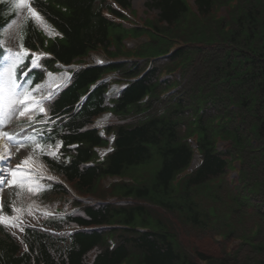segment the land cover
<instances>
[{
	"label": "trees",
	"instance_id": "trees-1",
	"mask_svg": "<svg viewBox=\"0 0 264 264\" xmlns=\"http://www.w3.org/2000/svg\"><path fill=\"white\" fill-rule=\"evenodd\" d=\"M115 1L131 7L130 0ZM26 2L0 0V74L10 60L6 28ZM32 2L62 36L47 45L33 19L21 23L15 52L49 54L24 77L32 89L46 70H56L55 63L70 64L100 47L110 53L113 42L120 51L121 38L142 32L115 21L122 14L106 0ZM147 5L159 11L148 23L154 28L151 43L138 52L157 57L149 73L121 98L106 102L101 87L76 110L78 95L106 72L84 68L49 105L53 124L44 127L41 139L57 151L46 161L81 196L94 199L72 198L63 186L51 184L44 199L65 200L77 209L47 224L79 231L55 237L26 230L25 252L5 234L0 264H264V0H195V10L187 0ZM104 8L116 18L105 17ZM145 65H112L107 72L129 77ZM145 95L147 103H140ZM105 109L114 113L106 133L114 132L115 139L113 150L100 156L97 148L109 140L92 126ZM189 137L202 159L179 181L194 152ZM236 162L238 176L229 178ZM108 174L139 182L113 187L109 202L100 182ZM130 196L135 202L124 203ZM115 224L127 228L85 230ZM215 235L223 240L214 241ZM231 237L242 243L226 250Z\"/></svg>",
	"mask_w": 264,
	"mask_h": 264
},
{
	"label": "rangeland",
	"instance_id": "rangeland-1",
	"mask_svg": "<svg viewBox=\"0 0 264 264\" xmlns=\"http://www.w3.org/2000/svg\"><path fill=\"white\" fill-rule=\"evenodd\" d=\"M152 0H130L131 3V10H135V14H131L130 12L126 11L125 13L129 16H132L130 19L134 20L135 24L140 25L145 21V19L157 18L159 11L157 10H147L146 4L147 2L150 3ZM130 10V11H131ZM33 16L31 10L29 11L28 8H23L22 10L18 11L17 17L11 22V24L7 27L5 36H4V43L9 48L10 51H15L19 47V35L21 30V23L28 17ZM37 24H41L44 31L51 35V31L43 24V20H36ZM131 23V21H130ZM130 23L126 21L124 25L126 27L131 26ZM128 35L135 34L129 33ZM145 38L134 40L135 42L143 41ZM132 41V40H131ZM130 42V40L125 41V44ZM50 42L47 40V45ZM52 78H50L51 80ZM103 120V118L101 119ZM39 122L36 121L32 115H25L24 117H18L11 119L7 126L5 127L4 131L13 134L14 136H18L26 142L23 144H8L7 140H2L6 145V148L9 149V154L5 157V160H0V175L3 176V183H0V205H2V212H0V216L3 217H11L12 220L6 223H0V237L5 238L4 229L9 232L16 240L21 241L22 239V230L23 228L27 227L29 224H34L35 226H43V218H55L61 216L60 213H56L57 211L61 212L63 207L56 208L55 204L58 203L60 206L59 199H52L49 203L41 204L37 198L33 196L26 200L27 196L30 195L29 192L25 189L22 191V183H20V174L17 173L15 177L11 175V171L14 170L13 166L17 163H22L25 159H28V164H24L26 167H30L36 169L41 172L49 171L48 166L45 163L43 156V149L40 143V136L39 134ZM47 150H49L48 146H46ZM30 158V159H29ZM23 164V163H22ZM156 162L153 161L150 166H155ZM149 167V166H146ZM158 168H155L153 172H156ZM134 172V169L129 170V174ZM33 178H36L34 176ZM15 180V183H9V181ZM18 182H17V181ZM134 182L138 183L139 180L137 178H133ZM113 182V181H112ZM106 184L111 183V180L105 181ZM31 184L32 187H35L37 184L40 187H44L43 183L40 181L35 182V184ZM76 195V193L73 191ZM22 194V195H21ZM35 195V194H34ZM31 196V195H30ZM26 205L27 210L24 207ZM29 206V207H28ZM15 209V211H13ZM39 211L44 212L41 214ZM55 211V212H53ZM31 212V215L29 214ZM29 214V215H28ZM20 217V219H19ZM10 223H15L20 225V227H11L9 226ZM22 228V230H21ZM69 234L68 230H60L57 232L56 235H65ZM67 242H60V246L64 247ZM23 248H25L23 246Z\"/></svg>",
	"mask_w": 264,
	"mask_h": 264
},
{
	"label": "snow or ice",
	"instance_id": "snow-or-ice-1",
	"mask_svg": "<svg viewBox=\"0 0 264 264\" xmlns=\"http://www.w3.org/2000/svg\"><path fill=\"white\" fill-rule=\"evenodd\" d=\"M32 15L38 21L41 19L35 12ZM21 47L23 48L22 45ZM30 56L32 59L25 60L26 57ZM8 58L11 60L10 66L5 68L3 73L0 74V141L7 140L8 144H23L30 141H25L18 136L5 132L4 129L7 123L13 118L24 117L36 110L40 113L45 112L42 104L36 101L31 81L29 79H23V77H26L36 67V61L39 57L33 56L27 49H24L22 53L10 52ZM3 158V155L0 154V159ZM22 163L28 164V159H25ZM18 171L19 166H17L16 170L11 171V175L15 177ZM20 179L23 183L35 184L30 174L22 173ZM0 183H3L2 175H0ZM9 183H15V180L9 181ZM31 190L41 191L43 188L37 184ZM2 207L0 205V212H2ZM11 220V217L0 216V223H6ZM9 226L20 227V225L15 223H10Z\"/></svg>",
	"mask_w": 264,
	"mask_h": 264
},
{
	"label": "bare ground",
	"instance_id": "bare-ground-1",
	"mask_svg": "<svg viewBox=\"0 0 264 264\" xmlns=\"http://www.w3.org/2000/svg\"><path fill=\"white\" fill-rule=\"evenodd\" d=\"M0 154L3 155V159L0 160H5V157H7V155L9 154V149L6 148V145L4 142H1L0 144Z\"/></svg>",
	"mask_w": 264,
	"mask_h": 264
},
{
	"label": "clouds",
	"instance_id": "clouds-1",
	"mask_svg": "<svg viewBox=\"0 0 264 264\" xmlns=\"http://www.w3.org/2000/svg\"><path fill=\"white\" fill-rule=\"evenodd\" d=\"M25 8V7H24Z\"/></svg>",
	"mask_w": 264,
	"mask_h": 264
}]
</instances>
